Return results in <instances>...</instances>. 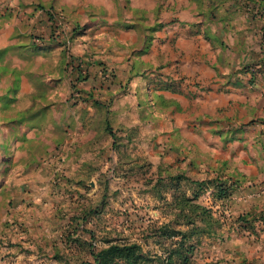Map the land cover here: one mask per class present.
I'll return each instance as SVG.
<instances>
[{
	"label": "crops",
	"instance_id": "1",
	"mask_svg": "<svg viewBox=\"0 0 264 264\" xmlns=\"http://www.w3.org/2000/svg\"><path fill=\"white\" fill-rule=\"evenodd\" d=\"M247 9L244 0H0L2 239L43 254L59 214L74 212L59 206L60 186L74 176L77 190L98 188L116 154L155 157L158 173L191 180L219 175L235 195L248 187L259 197L264 45Z\"/></svg>",
	"mask_w": 264,
	"mask_h": 264
},
{
	"label": "rangeland",
	"instance_id": "2",
	"mask_svg": "<svg viewBox=\"0 0 264 264\" xmlns=\"http://www.w3.org/2000/svg\"><path fill=\"white\" fill-rule=\"evenodd\" d=\"M115 157L113 169L97 176L98 188L94 182L83 181V188L77 190L74 176L60 186L59 206H69L74 212L59 214V220L65 221L43 254L13 247V235L7 234L3 239L0 236V264H89L93 262L91 250L110 242L137 243L147 259L142 264H181L177 256L165 259L177 247L191 249L187 264H264V192L254 198L249 196L254 192L244 187L235 195V187L218 199L215 181L205 185L196 202L210 208L216 222L209 225L175 204L176 195L191 196L199 190L191 179L184 175L177 182L174 177L179 174L167 167L158 173V160L152 156ZM71 181L73 186H69ZM191 217L194 226L186 225ZM174 231L185 234L170 237Z\"/></svg>",
	"mask_w": 264,
	"mask_h": 264
},
{
	"label": "trees",
	"instance_id": "3",
	"mask_svg": "<svg viewBox=\"0 0 264 264\" xmlns=\"http://www.w3.org/2000/svg\"><path fill=\"white\" fill-rule=\"evenodd\" d=\"M200 1V0H199ZM244 5L247 6V12L252 20L260 21L261 23V41L264 45V0H244ZM141 12V18L144 17V11L139 9H133V13L137 14ZM160 27L159 24H151L145 25L144 29L145 32H149L150 34L156 31ZM151 40V36L147 35L146 43L144 49L146 50L149 46V42ZM264 50V49H263ZM184 177L183 174H179L174 177V179L178 182L181 177ZM215 181V188L217 189V197L218 199H222L230 195L232 188L235 186L234 183L228 184L226 179L221 178L219 175L203 179V180H190L192 184H195L198 189L192 192L191 196L183 195L175 196V204L180 210L188 211V214H195L199 219L202 221H206L207 224L211 225V222H216L213 219L211 210L204 205L196 202L198 199L200 192H202L205 185L214 184ZM191 216V215H190ZM192 218V217H191ZM186 221V225L194 226L193 218ZM183 236L185 233L182 231H174L169 236ZM190 248H182L177 247L169 252L168 257L166 260H172V257L177 256L180 260L181 264H187L188 262V254L190 252ZM91 255L93 257V262L89 264H142L147 259L145 255L142 253L140 246L137 243H113L110 242L106 244L104 247L99 249L98 251L91 250ZM204 264H217V263H204Z\"/></svg>",
	"mask_w": 264,
	"mask_h": 264
}]
</instances>
